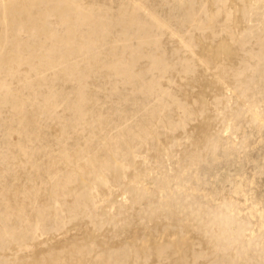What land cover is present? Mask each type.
Segmentation results:
<instances>
[{
	"label": "rangeland",
	"instance_id": "rangeland-1",
	"mask_svg": "<svg viewBox=\"0 0 264 264\" xmlns=\"http://www.w3.org/2000/svg\"><path fill=\"white\" fill-rule=\"evenodd\" d=\"M60 1L63 6L57 0H0V250L12 255L4 240L9 233L24 237L23 253L10 258L19 264L49 248L74 251L72 244L96 230L101 244L90 247L92 255L118 261L121 251H109L106 243L123 224L114 223L115 212L130 204V192L137 193V206L159 203L164 198L156 188L163 185L171 208L179 211L178 229L189 232L184 242H195L197 230L182 218V209L197 210L208 221V235L219 239L206 264H264V0H245L249 20L239 42L236 85L210 86L205 99L197 93L209 72H196L189 82L179 74L191 50V22L214 12V0ZM241 1L227 0L235 6ZM69 4L75 7L66 9ZM212 49L206 45L203 53ZM228 98L234 109L216 118L229 107ZM181 100L193 112L183 123L174 104ZM205 121L207 135L198 139L193 134ZM125 138L127 146L118 145L120 175L97 172L100 182L87 181L91 197L84 214L48 235L45 230L63 218L69 203L68 197L53 198L68 172L61 156L70 154L75 166L91 159L103 163L109 150L103 145ZM193 138L208 145L192 150ZM165 142L169 148L161 146ZM19 205L22 211L11 209ZM43 208L57 215L47 216L43 234L36 231L34 238ZM155 222L156 231L137 225L117 240L140 238L139 250L171 246L179 231L162 225L161 217Z\"/></svg>",
	"mask_w": 264,
	"mask_h": 264
},
{
	"label": "bare ground",
	"instance_id": "bare-ground-1",
	"mask_svg": "<svg viewBox=\"0 0 264 264\" xmlns=\"http://www.w3.org/2000/svg\"><path fill=\"white\" fill-rule=\"evenodd\" d=\"M56 3H59V5L63 6L62 1L60 0H57ZM249 4L250 2L247 3L245 0H242L239 6H235L227 2V0H214L215 10L214 12H208L206 14L205 20L203 18H196V16L193 18V20L196 19L195 21L192 20L191 22L194 25L192 29L194 32H192V34L187 38V44L189 43L188 47H190L191 50L188 55L184 57L183 61L180 60V62L182 61V68L179 74V78L185 80L186 82H189V80L191 81L192 78L194 79L193 76L196 72L198 74L202 72H207L208 74L209 72V77L205 76L204 80H201V77L199 76L201 80L199 81V90L197 93L199 98L205 99L207 97V90L210 88V86H217L218 88L230 90L233 89L236 85V64L238 63V51L240 50L239 42L244 32V23L249 20ZM64 7L66 9H72L73 7H75V5L69 4ZM199 19L201 20V22H199ZM206 45H210L213 48L211 52L203 53V49H205ZM242 90L244 91V93H246L247 89L242 88ZM229 99V107L225 110L224 113H219L216 118L222 119V116H224L225 113H227L228 111L231 112L234 109V103L231 98H228L227 100ZM174 104L176 107L182 110L181 123H183L186 118L193 116V112H191L186 107L183 100ZM181 123L179 125L164 123V125L168 126L171 129H174L178 126L180 127V125H182ZM208 124V121L201 123L199 127H197L198 130L193 135L198 139L199 137L207 135ZM150 133L151 130H148L146 132V135ZM140 136L145 137L143 135V132L140 133ZM198 139H192L190 143L192 150L198 149L201 146L206 147L208 145V140H205L203 141V144L199 146ZM127 143L128 139L125 138L117 145L114 144L111 147H109L107 144H104L102 149L109 150L107 156H105L104 158L103 163H95L94 161L96 160L91 159L86 160L79 166H75V164L72 162V157L70 154L66 153L61 156L60 160L62 162L63 169L68 172L62 173V175H64V178L61 179L60 191L54 190L53 198L57 199L60 197H68L69 203L67 202L68 205L64 210L65 214L63 215V218H59V220L55 219L56 223L49 229L47 228L45 230L48 235L53 236L56 231L65 227L67 224H70L75 219L84 214L85 207L87 206L89 198L91 197V193L89 191L90 188H88L90 187V184L87 183V181L90 180L94 184L100 182L101 179L100 176L97 175V172H99L100 170L108 171L114 178L120 175V172H122V166L116 163L119 155L118 145L124 144L125 146H127ZM161 146L164 148H169L170 144L169 142H165V144ZM140 170L141 168L136 166L135 173L139 172ZM165 187L166 186L163 185L158 186V188H156L158 190L155 193L158 198H164V200L160 201L159 203L149 200L144 207L137 206L139 197L136 192L129 193L130 204L128 206L119 207L115 212L116 214L114 216L116 221L114 223L122 221L123 224L117 229H112L113 236L106 242L109 244L108 250H120L121 255L119 259L121 261L129 262L130 264H153L154 262L159 261L165 262V264H198V261L200 259L204 260L203 264H206L205 259H208L210 256H212V254L216 251L217 246L220 244L219 239H213L211 235H208V230L205 228V225L207 224L206 222L208 221H204V218L201 219L200 216L197 215V210H195L193 213H189L182 211V209V218L188 219L191 225V229L197 230V233H195L196 235L193 237L191 236L192 239L196 238L195 242L192 241L193 243H189L188 240V242H184V239H188L187 233L189 235V232H186L184 229H178V223L181 221L180 216L177 214V212L179 211L171 208L172 204L169 201L167 191H164ZM137 190H140L141 192L145 191L146 193L151 192L150 190L144 189ZM60 201L62 200H59V204L62 203H60ZM11 209L18 213L19 211H22L23 208L19 205L16 207L12 206ZM49 209L43 208L41 209L42 211L38 209L39 211L36 215V220L38 219L36 221L37 230L33 231L34 238L38 237V231L43 234V231L40 228L48 221L47 216L49 217L51 215H57L56 213L49 212ZM102 217V215H98L99 222L102 221ZM160 217L163 219L162 225H164L166 228H168L169 230L179 231L178 239L174 243L172 242L173 244L171 246L166 243L161 245L156 243L149 244L147 249L139 250L140 247H137V242L138 240H140V238L133 240L130 239V241L128 240V242H125L123 244H120L119 240H117V238L120 236L119 233L128 231L130 228L137 225H139L140 229L142 230L156 231L157 223L155 221H157V219ZM216 221L219 220L211 219L209 222L215 223ZM183 227H185V225ZM185 228L186 230L188 229L187 226ZM164 232L163 234H165ZM95 233L96 230L89 231L85 234V237L82 238L81 241L72 244L69 248H74V251H68L59 248H49L43 251L40 255H35L29 261L22 259L19 264H118L120 260L112 261L110 260L109 256H104L100 252H96L95 255H92V250L90 247L94 244H101L98 241H95ZM184 233L186 234V237H182ZM9 234V240L7 238L4 240L6 241L7 247L9 244V253L12 254L11 256L14 257L15 255H17V253H23L26 245L25 238L16 236L13 233ZM151 234L152 233L150 232L149 235ZM134 235L135 237H137L136 233H134ZM131 236L133 237V235ZM160 236L161 238H163L162 234ZM173 236H175V234ZM158 237L159 236L157 235V238L155 239H159ZM166 237H168L167 233ZM172 237H169V239ZM161 238L158 240L160 243L162 241ZM153 241L154 237L152 242ZM141 243L144 242L142 241ZM118 245H120V248L118 247ZM140 245L142 246V244ZM145 247L146 246H144V248ZM0 251V264H14L13 261H10L11 256H8L6 252H3L2 250Z\"/></svg>",
	"mask_w": 264,
	"mask_h": 264
}]
</instances>
